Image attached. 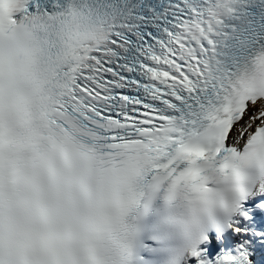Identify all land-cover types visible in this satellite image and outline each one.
Wrapping results in <instances>:
<instances>
[{
    "label": "snow or ice",
    "instance_id": "6c2138e0",
    "mask_svg": "<svg viewBox=\"0 0 264 264\" xmlns=\"http://www.w3.org/2000/svg\"><path fill=\"white\" fill-rule=\"evenodd\" d=\"M0 264H264V0H0Z\"/></svg>",
    "mask_w": 264,
    "mask_h": 264
}]
</instances>
